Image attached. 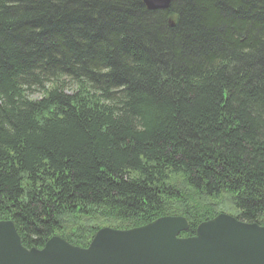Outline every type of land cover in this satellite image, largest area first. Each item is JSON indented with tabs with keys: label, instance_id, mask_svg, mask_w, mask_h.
<instances>
[{
	"label": "trees",
	"instance_id": "obj_1",
	"mask_svg": "<svg viewBox=\"0 0 264 264\" xmlns=\"http://www.w3.org/2000/svg\"><path fill=\"white\" fill-rule=\"evenodd\" d=\"M224 194L264 227V0H0V221L24 248L163 217L193 237Z\"/></svg>",
	"mask_w": 264,
	"mask_h": 264
},
{
	"label": "water",
	"instance_id": "obj_2",
	"mask_svg": "<svg viewBox=\"0 0 264 264\" xmlns=\"http://www.w3.org/2000/svg\"><path fill=\"white\" fill-rule=\"evenodd\" d=\"M173 0H141L147 10ZM183 217H163L129 230L101 228L87 248L53 236L41 249H26L11 221H0V264H264V227L219 214L197 226Z\"/></svg>",
	"mask_w": 264,
	"mask_h": 264
},
{
	"label": "rangeland",
	"instance_id": "obj_3",
	"mask_svg": "<svg viewBox=\"0 0 264 264\" xmlns=\"http://www.w3.org/2000/svg\"><path fill=\"white\" fill-rule=\"evenodd\" d=\"M211 201V200H210ZM218 209L216 212H218L219 214L220 213H223V214H226V215H229V216H232L234 217L235 219H237L235 216H234V210L233 208L231 207V203L229 202V198L226 194H224L222 197L219 198L218 202ZM217 213V214H218ZM239 221V220H238Z\"/></svg>",
	"mask_w": 264,
	"mask_h": 264
}]
</instances>
